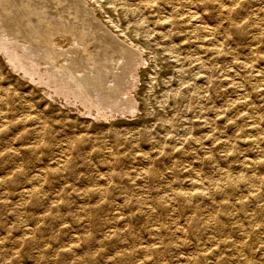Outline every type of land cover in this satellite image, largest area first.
Returning a JSON list of instances; mask_svg holds the SVG:
<instances>
[{"label": "rangeland", "instance_id": "rangeland-1", "mask_svg": "<svg viewBox=\"0 0 264 264\" xmlns=\"http://www.w3.org/2000/svg\"><path fill=\"white\" fill-rule=\"evenodd\" d=\"M70 1L140 54L114 110L0 23V264H264V0Z\"/></svg>", "mask_w": 264, "mask_h": 264}, {"label": "bare ground", "instance_id": "bare-ground-1", "mask_svg": "<svg viewBox=\"0 0 264 264\" xmlns=\"http://www.w3.org/2000/svg\"><path fill=\"white\" fill-rule=\"evenodd\" d=\"M65 1H68V0H0V23H3L2 25H4V27H7L8 30L9 29L13 30L12 32H15L17 35L23 37L24 42H26L27 45H29L27 46V50L29 54L31 56L33 55L35 59L37 60V62L40 60L44 61L43 62L44 69H48L49 71L51 69L54 70L55 76L57 77V79L60 80L61 83L62 82L65 83L68 87L76 86V88H78V90L86 98L90 97L92 99H98V100L104 101L106 105L113 107V108L117 106H122V104L126 100V97L128 98V96L126 97H123V96L127 91V88H128L127 84L131 80L130 79V73L132 72L131 67H133V64L136 62V58H137L136 56L138 55V54L136 55V53L138 51H133L135 49L134 48L131 49L130 48L131 46H129V48H127L126 46H123L124 43L120 45L121 42L119 41L117 42L116 40H114L110 34L108 35L106 33V35L103 34V36H101L102 34L101 35L99 34L102 38L100 37L101 40L100 41L98 40L95 42L98 46L97 47L98 51L101 52L103 50L107 52L108 50H111V51H114L113 53L116 52L117 54L116 59L113 58L115 60L113 59L112 60L114 61L113 65H115L116 67L118 66V69L116 70L117 71L119 70V73L111 74L112 77L109 74H106L104 72L105 67L103 63L102 65H100V64H93L89 62V59L91 60L93 58L92 54L87 52V49H85V46L83 44H80L81 42L79 38V34H82L83 31L85 30L87 31L89 30L93 32L92 34L96 35V33L94 32L99 30V28L95 26L94 24H92L89 20L81 19L80 12L84 14L86 11H83L84 9L80 8L81 6L79 7L78 6L79 4L75 3L74 7L69 6L68 8H70L71 10L73 9V11L71 12L69 11L70 9H66L65 7L64 9L62 6H60V4H62ZM73 1H76V0H73ZM73 1H70V2H73ZM80 3L84 4L83 1ZM54 6H57V7H54ZM85 10L87 9L85 8ZM61 11L63 12L67 11L66 17L62 16V14L60 13ZM71 13L72 15L74 14L73 20L72 18H68V16ZM57 17H63V19H68V21L70 22V25H66L64 21L57 19ZM79 19L84 21L82 25L75 24L76 23L75 21ZM32 20H35V23L31 22ZM43 24H46V25H43ZM58 31L59 32L62 31L63 39H59V42L57 43L54 42L53 40L54 47L49 46L51 44H49L48 45L49 47H48L46 45L47 42L45 43L43 41V38L45 37V40H47L49 36L51 35V33L58 32ZM17 39L19 38L17 37ZM23 45L24 44H22L21 46ZM138 53L140 54V52ZM48 60H50L53 63L49 61V67L46 68L45 65L48 62ZM105 60H108V59H105ZM138 60L140 61L139 58L137 59V61ZM32 61H34V59ZM119 64H121V66H119ZM89 65L91 66L90 69H88ZM105 66H106V63H105ZM83 67L85 68L87 67L86 69H88V72H86L87 71L86 69L83 70ZM108 69L110 72L111 71L110 68ZM107 75L111 77L110 80H107L109 79V76ZM78 93L76 92L75 94L79 96L80 94L78 95ZM71 94H73V92ZM72 97H74V95ZM127 102L131 104L129 101ZM124 106L125 105H123V108L126 107Z\"/></svg>", "mask_w": 264, "mask_h": 264}]
</instances>
